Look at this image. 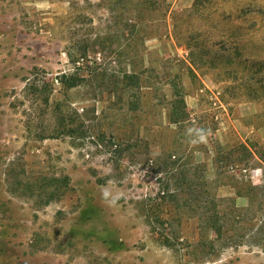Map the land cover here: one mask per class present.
Instances as JSON below:
<instances>
[{
	"label": "rangeland",
	"instance_id": "obj_1",
	"mask_svg": "<svg viewBox=\"0 0 264 264\" xmlns=\"http://www.w3.org/2000/svg\"><path fill=\"white\" fill-rule=\"evenodd\" d=\"M0 264H264V0H0Z\"/></svg>",
	"mask_w": 264,
	"mask_h": 264
},
{
	"label": "trees",
	"instance_id": "obj_2",
	"mask_svg": "<svg viewBox=\"0 0 264 264\" xmlns=\"http://www.w3.org/2000/svg\"><path fill=\"white\" fill-rule=\"evenodd\" d=\"M128 77H130V78H132V79H134V78H138L137 76H136V74H131V75H129ZM67 78L69 79L70 78V76L69 75H63L62 77H61V79H62V83L64 84L65 82H67ZM69 84V86H75V85H77L76 84V82H68ZM183 108V107H182ZM181 108V109H182ZM174 113H177V112H174ZM183 111H181L180 112V114H176L177 116H178V118L179 117H181L182 115H183Z\"/></svg>",
	"mask_w": 264,
	"mask_h": 264
}]
</instances>
